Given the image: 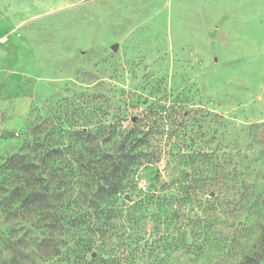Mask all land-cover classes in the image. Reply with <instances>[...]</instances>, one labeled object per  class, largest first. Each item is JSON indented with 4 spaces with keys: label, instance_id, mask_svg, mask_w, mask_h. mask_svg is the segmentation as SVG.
Wrapping results in <instances>:
<instances>
[{
    "label": "rangeland",
    "instance_id": "obj_1",
    "mask_svg": "<svg viewBox=\"0 0 264 264\" xmlns=\"http://www.w3.org/2000/svg\"><path fill=\"white\" fill-rule=\"evenodd\" d=\"M117 110L162 154L140 185L192 154L176 168L199 182L255 183L264 223V0H0V264H49L48 207L11 193L43 191L54 158L76 181L81 132Z\"/></svg>",
    "mask_w": 264,
    "mask_h": 264
},
{
    "label": "trees",
    "instance_id": "obj_2",
    "mask_svg": "<svg viewBox=\"0 0 264 264\" xmlns=\"http://www.w3.org/2000/svg\"><path fill=\"white\" fill-rule=\"evenodd\" d=\"M126 118L117 110L98 136L84 128L88 145L78 159L84 174L73 173L76 181L54 158L43 191L26 183L11 193L20 208L48 207L50 231L37 243V257L49 264H264L257 185L199 182L176 168L193 155L176 150L167 153L164 174L157 170L140 185L141 170L158 164L162 154L146 149L150 132L124 127ZM26 156L18 155L22 165ZM73 225L80 230L71 233Z\"/></svg>",
    "mask_w": 264,
    "mask_h": 264
},
{
    "label": "water",
    "instance_id": "obj_3",
    "mask_svg": "<svg viewBox=\"0 0 264 264\" xmlns=\"http://www.w3.org/2000/svg\"><path fill=\"white\" fill-rule=\"evenodd\" d=\"M116 49H117V45H114L113 46V50H116ZM125 197H126V199H129L130 198V196L128 194ZM93 255H95V253Z\"/></svg>",
    "mask_w": 264,
    "mask_h": 264
}]
</instances>
